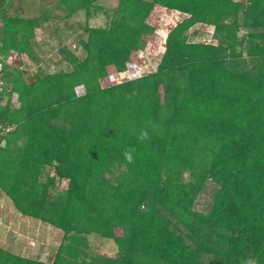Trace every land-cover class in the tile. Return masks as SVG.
Masks as SVG:
<instances>
[{
  "label": "trees",
  "instance_id": "trees-1",
  "mask_svg": "<svg viewBox=\"0 0 264 264\" xmlns=\"http://www.w3.org/2000/svg\"><path fill=\"white\" fill-rule=\"evenodd\" d=\"M101 1L48 0L85 24L59 48L66 68L27 79L6 60L35 59L52 10L0 0L3 122L14 127L0 140V189L63 232L51 261L0 246V264H264V0ZM157 5L187 16L156 69L104 86L153 41ZM99 12L108 21L92 26ZM196 24L214 27L211 41L195 39ZM92 234L114 240L115 255L92 252Z\"/></svg>",
  "mask_w": 264,
  "mask_h": 264
},
{
  "label": "rangeland",
  "instance_id": "rangeland-1",
  "mask_svg": "<svg viewBox=\"0 0 264 264\" xmlns=\"http://www.w3.org/2000/svg\"><path fill=\"white\" fill-rule=\"evenodd\" d=\"M22 1L29 8L32 5L39 6L40 2L45 3V7L52 10L53 17L49 22L43 23L36 29V37L34 38L35 59L28 54L12 56L9 64L25 67L22 70H24L27 79L36 76L41 69L45 72H56L61 68H66L68 63L62 58L59 48L62 45H72L73 47L76 45L75 42L79 40V24H85V13L79 11L68 19H61L64 13L56 9L53 10L48 0H44L45 2L42 0ZM101 4L107 9L113 8L116 0H102ZM35 8L37 9V7ZM186 16L179 11L160 8L157 5L149 18L156 28L153 41L147 43L142 51L133 54L130 69L120 73L110 69V74L101 79V83L108 86L155 70L165 50V37ZM107 21L108 17L103 12H99L98 15L91 17L90 24L92 26H105ZM212 28L209 25L196 24L191 28V32H193L195 39L211 41ZM197 32L199 35L195 34ZM76 50L83 53L81 47ZM66 186L67 181L64 180L60 185L61 190H64ZM212 192L210 190V193L202 195V200L199 202L200 207L211 198ZM62 235V231L47 223L21 215L0 189V246L27 257L51 261ZM90 250L96 254L113 256L117 251V245L114 240L92 234L90 236Z\"/></svg>",
  "mask_w": 264,
  "mask_h": 264
},
{
  "label": "built area",
  "instance_id": "built-area-1",
  "mask_svg": "<svg viewBox=\"0 0 264 264\" xmlns=\"http://www.w3.org/2000/svg\"><path fill=\"white\" fill-rule=\"evenodd\" d=\"M213 32H214V27L212 28V33ZM166 37H165V42H166ZM2 48H3V43L0 41V60H4ZM6 62L9 64L10 59L6 60ZM20 68L24 69L25 67L21 66ZM10 90H11V83L8 81L7 77L5 76V73L2 68V63L0 62V140H2L14 128L11 125H5L3 122V109L8 101V95Z\"/></svg>",
  "mask_w": 264,
  "mask_h": 264
},
{
  "label": "clouds",
  "instance_id": "clouds-1",
  "mask_svg": "<svg viewBox=\"0 0 264 264\" xmlns=\"http://www.w3.org/2000/svg\"><path fill=\"white\" fill-rule=\"evenodd\" d=\"M147 138V133L146 132H141L139 139L143 140ZM124 158L127 162L132 163L134 162V157L132 154V151L129 149H126L123 153ZM245 264H255V261L251 258H249L247 261H245Z\"/></svg>",
  "mask_w": 264,
  "mask_h": 264
}]
</instances>
